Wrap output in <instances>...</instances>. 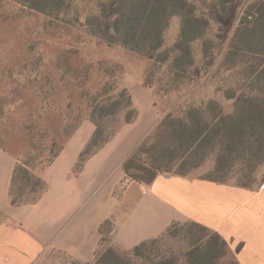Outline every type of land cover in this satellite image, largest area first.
Wrapping results in <instances>:
<instances>
[{"label": "rangeland", "instance_id": "374dc122", "mask_svg": "<svg viewBox=\"0 0 264 264\" xmlns=\"http://www.w3.org/2000/svg\"><path fill=\"white\" fill-rule=\"evenodd\" d=\"M187 1L194 6L195 15L206 18L209 25L203 37L190 43L191 54L180 56L176 48L182 26L180 14L170 18L161 48L140 53L110 40L116 0H65L60 10L51 5L43 10L35 8L31 0H0V143L15 153L17 162L42 176L62 146L60 153L70 140L92 138L96 130L93 108L117 99L125 101L122 91L139 94L140 99L149 93L161 117L137 148L169 114L182 117L188 109L204 107L212 99L232 113L236 100L229 96L263 98L264 80L257 78L264 69V56L252 54L244 47L247 42L236 38L244 24V10L256 0H229L225 10L220 0ZM134 105L138 106L136 102ZM125 112L122 109L115 116L99 119L104 137L125 124ZM137 117L135 126L146 123V112L141 119ZM74 145L69 146L72 149ZM80 158L76 171L81 168ZM167 160L164 164L169 165ZM239 161L220 177L214 173L216 155L212 153L200 166L190 167L186 176L220 177L223 181L217 183L260 186L264 161L256 168ZM141 162L149 166L150 157L144 155ZM177 170L182 167L174 165L160 174L178 176ZM35 196L37 193H32L27 198ZM190 223H174L149 242L145 256H136L134 247H112L106 225L100 254L92 264L110 248L131 264L171 257L183 262L200 234L210 237L209 232ZM233 253L229 248V256L220 264L236 260Z\"/></svg>", "mask_w": 264, "mask_h": 264}, {"label": "crops", "instance_id": "0c3cea01", "mask_svg": "<svg viewBox=\"0 0 264 264\" xmlns=\"http://www.w3.org/2000/svg\"><path fill=\"white\" fill-rule=\"evenodd\" d=\"M130 94L146 123L124 124L78 171L90 137L70 140L42 173L48 188L37 201L11 202L17 157L0 143V264H92L106 225L110 245L128 250L186 222L220 234L239 264H264V182L244 187L159 174L147 184L128 177L125 160L161 118L149 93Z\"/></svg>", "mask_w": 264, "mask_h": 264}, {"label": "trees", "instance_id": "16d2710c", "mask_svg": "<svg viewBox=\"0 0 264 264\" xmlns=\"http://www.w3.org/2000/svg\"><path fill=\"white\" fill-rule=\"evenodd\" d=\"M31 1L35 8L42 10L49 5L60 10L65 5V0ZM228 1L220 0L222 9H226ZM174 14H180L182 18L176 48L181 51L180 56L182 53L189 56L190 43L205 35L209 22L206 18L195 15L194 6L187 0H116L110 40L119 41L140 53L157 50L164 44V32ZM243 18L244 24L237 30L236 38L247 42L244 47H248L252 54L264 56V0H256L250 4L244 10ZM257 79L264 80V69ZM262 89L264 90V85ZM121 96L125 101L117 99L110 104L93 108L92 121L96 124V130L81 152L80 167L118 132L104 137L105 130L99 119L115 116L122 109L126 111L125 124L133 122L137 117L131 94L125 90L121 92ZM228 98L236 100V109L232 113L225 112L219 102L212 99L204 107L188 109L182 117L167 115L125 160L123 168L128 177L150 184L161 172L170 171L174 165L182 167V170H177V174L187 175L190 167L200 166L212 153L216 155L214 173H218L220 177L228 173V168L237 163L236 160L241 159L238 163L248 168L250 165L256 168L264 161V96L261 98L243 94ZM62 148L54 154L48 164L54 162ZM144 155L150 157L149 166L141 162ZM165 158L168 159L169 165L164 164ZM220 177L203 179L221 182L223 179ZM20 178L22 181L18 183ZM37 186L40 187L39 190ZM240 186L251 185L241 183ZM47 188L48 184L41 175L36 176L18 160L10 188L13 204L37 201ZM32 193H37V196L28 199L27 196ZM190 225L209 232L210 237L204 233L200 234L196 244L187 251L183 262L171 257L149 264H220L221 259L229 256V244L220 234L195 222ZM155 240L156 238L141 242L132 249L133 253L136 256H145L144 249L149 242ZM97 263L131 264L112 248L108 249ZM229 264L239 263L236 259L230 260Z\"/></svg>", "mask_w": 264, "mask_h": 264}]
</instances>
